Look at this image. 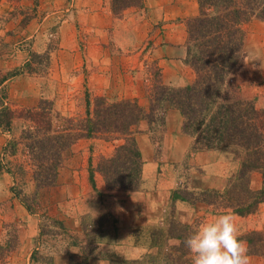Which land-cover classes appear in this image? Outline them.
<instances>
[{
    "label": "trees",
    "instance_id": "1",
    "mask_svg": "<svg viewBox=\"0 0 264 264\" xmlns=\"http://www.w3.org/2000/svg\"><path fill=\"white\" fill-rule=\"evenodd\" d=\"M110 2L113 13L121 18L128 8L141 7L145 0ZM198 3V13L185 18L187 62L196 72L195 81L184 87L168 86L162 81L160 67L154 64L155 70L150 73L154 82L146 105L134 98L111 101L105 96L91 98L88 93L83 117L64 115L52 100L45 98L35 107L13 110L2 98L6 95V81L20 71L0 74V126L10 131L12 120L17 117H22L25 123L21 136L10 140L4 148L8 155L10 152L20 155L19 159L24 157L23 161L16 163L15 170L11 165L6 170L13 173L16 182L32 173L36 189L31 197L12 188L30 211H34V206L29 200L38 203L40 191L57 184L66 151L83 138L122 140L111 156L100 160L99 171L109 190H139L144 159L136 139L137 126L142 120L163 125L167 108L180 111L183 131L196 138L194 149H226L240 162L223 190L177 189L174 202L205 204L213 212L232 211L240 216L258 211L264 203V109L257 108L252 100L243 99L234 80L244 58V26L254 18L264 19V0H198ZM255 174L261 178L259 187L254 186ZM176 212L174 209L171 213L167 231L178 244L167 256L173 264H192L182 241L198 223L182 221ZM242 239L248 243L249 254L264 258L263 230L249 231ZM115 258L118 261L109 264H147L145 258Z\"/></svg>",
    "mask_w": 264,
    "mask_h": 264
},
{
    "label": "rangeland",
    "instance_id": "2",
    "mask_svg": "<svg viewBox=\"0 0 264 264\" xmlns=\"http://www.w3.org/2000/svg\"><path fill=\"white\" fill-rule=\"evenodd\" d=\"M59 1L60 0H0V74H6L14 70L20 71L19 74L7 80L5 83L7 85L5 89L6 95L2 98L5 105L13 110H23L24 108L37 106L40 100L45 98L52 100L55 107L64 115H80V117H83L86 111L88 93L91 98L105 96L111 101L128 98L125 95V75L118 81L119 83L117 82L114 84L110 82L108 87H106L105 95H103L100 94L101 91H97L93 88V68L92 70L87 69V61L85 58L78 68L73 69L74 65H72L73 63L71 62L74 60L71 61L70 59L69 63L73 66L71 70L67 68L62 70L60 68L57 62V60H59L57 55L60 43L59 33L64 20L63 14L67 13L63 11L65 7H62ZM65 1L68 4L71 0ZM148 2L149 0H145L141 7L144 8ZM151 2H153V0ZM175 2H177V0H175ZM180 2H183V0ZM184 2L188 7L196 3L199 8L198 0H185ZM141 7H139V9ZM124 15L125 14H123L121 18H123ZM185 25L187 31L186 22ZM245 30L246 25L244 26V31ZM79 32L85 39L86 32L84 27H79ZM111 34L115 35L113 28ZM83 44L84 43H81L82 48L84 47ZM111 46L112 50H116L113 44H111ZM150 46L151 44L146 47L144 52H139L137 57L138 65L136 69H132V72L137 71L139 67L142 68L144 71V78H149L150 81L148 80V83L151 85L154 80L150 73L155 70L152 68L154 64L157 65V62L150 60V55L147 54ZM245 52L246 51H244V54ZM135 53L138 52L135 51ZM252 60L256 61V63L254 62V69H252L256 72L257 69H259L258 62L256 58H252ZM113 61L114 60H112V71L114 69ZM242 61L244 62L245 58H243ZM243 62H241V64ZM120 64L119 66L122 69V62ZM144 83L145 85L142 91H140V95H136L132 98L146 105L150 99L151 90L149 91V88L152 87H150V85L147 87V83ZM1 96L2 93L0 94V97ZM1 108L2 107H0V109ZM169 109L170 108H167L164 114L163 125L160 123L151 124L146 120H142L137 126L136 139L142 152L145 165L143 166L142 172L143 182L139 190H109L107 188L110 193H104L95 186V179L94 182L92 180V176L94 178V174L98 171L103 176V181H105L104 175L99 171V162L103 157L111 156L116 146L123 142L122 140L109 141L105 138L97 137L83 138V144L80 140L76 142L78 143L76 148L88 152V170L91 174L95 195L90 211L82 219V228L84 230L83 237L81 241L77 238V243H82V245H85V248L81 249L82 253L80 251L75 261L71 264H109L111 261H118L115 256H120L127 260L145 258L147 264H173L174 262L167 256L168 251L178 244V240L173 236H169L167 231L172 211L176 209V215L180 220L194 224H200L211 219L216 214L221 213L213 212V210L205 204H193L187 201L174 202V191L177 189L188 191H199L204 189L223 190L231 174L235 171H227L225 175H222L224 185L221 188L210 187L212 183H216L215 177L221 179V175L218 177V164H214L216 162L215 159L212 160L211 163L208 162L203 155L197 156L195 153L198 151H209L211 149H194L196 142L195 138L192 149L185 155L174 153L173 148L166 150L164 147L166 146V134H164V131H168V129L166 127L165 115ZM24 126L25 123L23 118L17 117L12 120L10 131L0 126V135H4L6 138L9 134H20L19 136H21ZM167 142L168 146H172L176 141L174 137H172ZM85 143L87 144L85 145ZM220 149L222 152H228L226 149ZM19 156L18 154L13 155L10 152L9 155L8 153L6 154L5 150L4 152L3 150L1 151L0 145V163L2 165L0 166V170L6 169L8 165H11L15 170V168H17L16 163H19V160L22 162L24 158L19 159ZM216 157H218V155ZM73 158L74 154H70V149H68L65 153L64 164L61 170L66 167ZM205 161L212 164V168L209 167V165L203 166L202 163ZM237 163L238 170L240 162L237 161ZM5 171L11 173L7 170ZM11 174L12 182L10 192L14 194V197L22 201L12 189L14 187L17 188V190H22L26 196L31 197L36 189L32 173H26L23 178L18 179V182H16L17 179H15L16 177L13 173ZM253 182L255 187L260 186L261 178L259 174L253 176ZM139 192L141 195L145 196L146 201L143 199V201L139 203V198L135 201L140 207L139 213L146 223H139L132 234V242L130 245L128 244V246L134 247L131 250L136 257H123L118 251H113L110 255H106L107 257L103 262L100 261L96 263L93 260L95 257L89 256L91 253L89 247L91 245H96L98 242L91 240L94 235H91L90 233L92 232L90 231L101 229V233L94 237H98L102 242L103 240L114 241L112 238V227L116 226V222L118 221L114 218V209L116 206H123L124 203L128 201V199L126 200V196H129V193H135L133 197H136L140 195ZM35 201L32 200V198L29 200L34 206V211L28 210L32 213L44 210L39 201L38 203ZM138 209L139 208H136V210ZM151 215L153 217L150 220ZM40 219V230L50 242L62 240L64 244L65 242L71 244L76 240L73 237L72 231L69 232L61 218L57 219L52 217V215L50 216L46 211H43ZM236 220L243 233L242 238L252 230L264 231V204L259 207L256 213L241 216ZM19 227L18 223L6 224L5 228L9 235L5 245H0V264H6L8 253L17 247L18 238L16 232ZM126 244L127 243H125V245ZM33 255H35V253ZM102 256L104 257L105 255ZM251 256L255 258L250 259V264H264L263 257L250 254V257ZM175 257L176 256H173V259Z\"/></svg>",
    "mask_w": 264,
    "mask_h": 264
},
{
    "label": "crops",
    "instance_id": "3",
    "mask_svg": "<svg viewBox=\"0 0 264 264\" xmlns=\"http://www.w3.org/2000/svg\"><path fill=\"white\" fill-rule=\"evenodd\" d=\"M151 1L149 0L144 8L141 7L142 9L128 8L124 17L120 18L113 13L110 0H71L68 4L65 0H60L62 7H65L63 11L67 13L63 14L64 20L59 33L57 62L60 68L71 70L72 65H74L73 69L78 68L85 58L87 69L93 68L95 90L105 95L108 84L117 83L125 75V95L132 98L140 95L144 82L147 83V87L150 85L148 83L150 79L144 78L142 68H137L135 72H132V69H136L138 65L139 52H144L151 44L147 54L150 55V60L157 62L160 67L164 84L184 87L193 83L196 72L187 62V31L184 19L198 13L197 4L188 7L185 0L183 2H180L181 0ZM79 27H84L85 39L80 34ZM112 28L115 35L111 34ZM245 31V61H242V68L236 72L234 81L243 99L252 100L257 108L264 109V20L252 19L246 24ZM81 43H84L83 48ZM111 44L116 50H112ZM252 58H256L258 62L259 69L256 72L252 70L254 62L256 63ZM69 59L74 60L71 62L72 65ZM112 60H114L113 71ZM120 61L123 65L122 69L119 66ZM165 117L168 131H164L166 134L164 147L166 150L173 148L174 153L185 155L192 149L195 137L183 131V117L179 110L170 108ZM19 135L9 134L7 138L0 135L1 151L4 152L8 142L18 138ZM172 137L176 142L168 146L167 141ZM82 140L80 141L83 144ZM76 145L78 143L70 148V154H74V158L60 171L57 184L40 191L38 201L44 210H39L37 213L30 212L22 201L14 197L10 192L12 174L6 172V169L0 170V245H5L9 235L5 228L6 224L18 223L20 226L16 232L18 245L8 253L6 264H71L81 249L85 248L82 243H77V238L81 241L83 237L82 219L90 211L95 189L88 170V152L79 150ZM195 154L203 155L211 163L215 159L214 164H218V177L221 175V179L215 177L216 183H212L210 187L221 188L224 185L222 175L227 171H236L238 168V163L232 158V154L227 151L222 152L218 148L198 151ZM205 162L202 163L203 166L209 165L212 168V164ZM102 177L96 171L95 186L104 193H110ZM134 194L129 193V196H126L128 201L123 206H116L113 211L114 218L118 220L116 226L112 227L114 241L102 242L98 237H94L101 233V229L90 231L92 232L90 234L94 235L91 240L98 242L97 246L89 247L91 250L89 256L95 257L93 260L96 263L103 262L113 251H118L123 257H136L131 250L134 247L128 244L132 242V234L139 223L146 222L140 215V207L135 200L139 198L140 203L143 199L146 201V198L140 192L136 197H133ZM43 211L57 219L61 218L76 240L71 244L66 242L64 244L62 240L50 242L48 238L46 239L45 234L40 230V217ZM152 217L151 215L150 220ZM235 217L239 219L241 216L235 214ZM254 258L250 257V259Z\"/></svg>",
    "mask_w": 264,
    "mask_h": 264
},
{
    "label": "clouds",
    "instance_id": "4",
    "mask_svg": "<svg viewBox=\"0 0 264 264\" xmlns=\"http://www.w3.org/2000/svg\"><path fill=\"white\" fill-rule=\"evenodd\" d=\"M232 211L198 224L182 241L192 264H250L249 246Z\"/></svg>",
    "mask_w": 264,
    "mask_h": 264
}]
</instances>
